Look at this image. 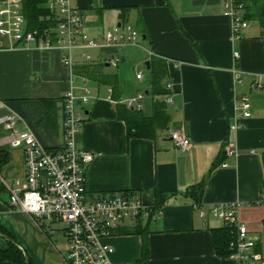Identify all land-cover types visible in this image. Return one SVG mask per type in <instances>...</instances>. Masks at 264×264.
<instances>
[{"label": "crops", "instance_id": "obj_1", "mask_svg": "<svg viewBox=\"0 0 264 264\" xmlns=\"http://www.w3.org/2000/svg\"><path fill=\"white\" fill-rule=\"evenodd\" d=\"M226 1L71 0L84 11L91 37L121 23L140 34L139 48L91 50L93 62L88 64L76 53L71 68L62 63L59 52L41 53L32 45L7 50V42L0 39V117L19 114L49 150L65 142L63 96L86 80L89 102L79 109L84 121L75 142L94 155L84 172L87 200L132 192L154 205L158 194L169 195L157 213L141 220L139 233L124 227L107 240L114 250L112 264H238L235 257H218L213 248L211 230L224 226L210 210L224 203L239 205L237 217L264 258V0L247 3L248 27L238 39L225 15ZM111 56L120 59L116 68L101 63ZM153 58L166 64L161 101L169 124L153 138H129L115 106L144 89L141 112L152 115L146 63ZM143 62L146 75L132 66ZM96 65H103L102 73L113 75L116 85L75 73L78 67ZM129 68L134 71L130 80ZM137 72L141 80L135 78ZM254 83L261 88H253ZM242 95L251 103L246 120L238 109ZM175 129L189 139L188 151L173 146L169 133ZM227 150L237 155L228 156ZM24 177V156L9 146L0 128V229L31 264H66V239L47 232L1 198ZM203 181L197 206L187 191ZM7 247L0 233V250Z\"/></svg>", "mask_w": 264, "mask_h": 264}, {"label": "built area", "instance_id": "obj_2", "mask_svg": "<svg viewBox=\"0 0 264 264\" xmlns=\"http://www.w3.org/2000/svg\"><path fill=\"white\" fill-rule=\"evenodd\" d=\"M248 2L227 0L225 3V15L231 18L236 39L248 27ZM46 8L54 22L40 34L28 29L23 0H0V39L7 42V50L32 45L41 53L59 52L62 63L71 68L75 65L76 53L88 64L93 62L91 50L140 47V34L128 24L121 23L99 37H91L85 25L84 11L75 7L71 0H47ZM234 57H237L236 53ZM101 63L116 68L120 59L111 56ZM135 78L141 80V74L137 72ZM85 81L82 78L78 90L71 87L63 96L65 142L60 149L49 150L41 145L19 114L10 112L0 117L4 138L12 149L22 152L25 162L23 183L15 181L7 187V193L13 209L29 215L47 232L58 233L66 239V264H112L110 256L114 250L107 240L124 227L135 228L142 219L158 210L132 192L111 193L87 200L84 172L94 155L79 148L75 142L84 121L79 109L89 102ZM166 88L170 89V85L166 84ZM253 88L259 90L261 85L254 83ZM142 97L138 93L124 101V105L141 111ZM0 107H3L2 103ZM238 109L242 120L251 117L248 96H240ZM169 137L179 151L190 149L189 139L180 130L171 131ZM226 153L237 155L233 150ZM238 206L235 203L215 205L210 214L232 230L230 256L235 257L238 264H264L255 242L248 237L246 226L237 217Z\"/></svg>", "mask_w": 264, "mask_h": 264}, {"label": "trees", "instance_id": "obj_3", "mask_svg": "<svg viewBox=\"0 0 264 264\" xmlns=\"http://www.w3.org/2000/svg\"><path fill=\"white\" fill-rule=\"evenodd\" d=\"M47 0H23V14L27 21L29 30H37L43 34L52 27L53 17L46 8ZM260 16V14H259ZM103 65L78 67L75 73L90 81L98 84L116 85L113 75L103 74L101 69ZM148 73L150 76L149 94L154 98L152 105V115L146 117L141 111L131 110L125 105L117 103L115 108L119 119L123 120L127 129V136L136 138H153L157 131L165 130L169 124V116L166 113L165 104L161 101L166 94L164 90V80L167 75L166 64L164 61L153 58L148 64ZM205 182L197 183L191 186L187 191V196L197 206H200L201 197L204 191ZM169 198L167 194H158L156 196L153 208H160ZM141 223V222H140ZM131 230L139 233L137 227ZM0 233L5 235L8 240L6 250H0V260L10 262L11 264H31L25 261L24 255L19 249L17 243L10 237L8 233L0 229ZM212 243L214 252L218 257H228L231 255L229 243L232 241L234 234L229 227H222L211 230Z\"/></svg>", "mask_w": 264, "mask_h": 264}, {"label": "rangeland", "instance_id": "obj_4", "mask_svg": "<svg viewBox=\"0 0 264 264\" xmlns=\"http://www.w3.org/2000/svg\"><path fill=\"white\" fill-rule=\"evenodd\" d=\"M132 66H133L134 68L136 67V69L139 70L143 75H146L147 70H146V66H145L144 62L141 63V64H138V66H135V65H132ZM127 77H128L129 80H130L131 78H134V71H133V68H129V69H128ZM140 92H141L142 94H144V89H141ZM145 98L148 99L147 96H145ZM59 235H60V234H59ZM59 235L56 234V237H57V239L60 241V244H62V241H63V240L60 238Z\"/></svg>", "mask_w": 264, "mask_h": 264}, {"label": "water", "instance_id": "obj_5", "mask_svg": "<svg viewBox=\"0 0 264 264\" xmlns=\"http://www.w3.org/2000/svg\"><path fill=\"white\" fill-rule=\"evenodd\" d=\"M148 64L149 63H146L147 69H148ZM78 105H80V102H78ZM1 198H2L3 201L9 202V194L7 192L4 193ZM24 258H25V261L27 262L26 257H24Z\"/></svg>", "mask_w": 264, "mask_h": 264}]
</instances>
